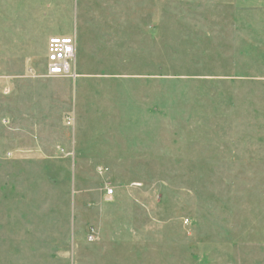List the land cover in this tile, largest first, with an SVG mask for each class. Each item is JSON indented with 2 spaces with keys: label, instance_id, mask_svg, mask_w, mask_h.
I'll use <instances>...</instances> for the list:
<instances>
[{
  "label": "rangeland",
  "instance_id": "rangeland-1",
  "mask_svg": "<svg viewBox=\"0 0 264 264\" xmlns=\"http://www.w3.org/2000/svg\"><path fill=\"white\" fill-rule=\"evenodd\" d=\"M0 264H264V0H0Z\"/></svg>",
  "mask_w": 264,
  "mask_h": 264
},
{
  "label": "built area",
  "instance_id": "built-area-1",
  "mask_svg": "<svg viewBox=\"0 0 264 264\" xmlns=\"http://www.w3.org/2000/svg\"><path fill=\"white\" fill-rule=\"evenodd\" d=\"M76 51H77V36L76 33L69 35H52L48 38L45 53V73L47 76H67L77 78L76 72ZM31 71V69H30ZM106 169L98 167V172H103ZM113 189L109 187L106 191V196H111ZM97 237V232L94 227H89L87 238L93 241Z\"/></svg>",
  "mask_w": 264,
  "mask_h": 264
}]
</instances>
